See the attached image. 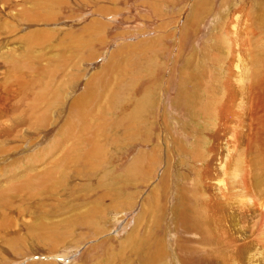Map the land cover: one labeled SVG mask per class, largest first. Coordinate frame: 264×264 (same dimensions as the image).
I'll return each instance as SVG.
<instances>
[{
    "label": "rangeland",
    "instance_id": "rangeland-1",
    "mask_svg": "<svg viewBox=\"0 0 264 264\" xmlns=\"http://www.w3.org/2000/svg\"><path fill=\"white\" fill-rule=\"evenodd\" d=\"M0 264H264V0H0Z\"/></svg>",
    "mask_w": 264,
    "mask_h": 264
},
{
    "label": "bare ground",
    "instance_id": "bare-ground-1",
    "mask_svg": "<svg viewBox=\"0 0 264 264\" xmlns=\"http://www.w3.org/2000/svg\"><path fill=\"white\" fill-rule=\"evenodd\" d=\"M186 30V29H185ZM184 40L186 41L187 39L186 38H183L182 39V41H181V44L184 46ZM181 45V47H183ZM262 60V59H261ZM181 97H182V99H183V101H184V99H187V98H185L186 97V95L188 94H185V92H186V89H184L183 87L181 88ZM146 100V99H145ZM151 100H153V99H151ZM82 101V100H81ZM146 102V101H145ZM145 102H144V104H145ZM83 103L82 102H77V103H75V105L77 106V107H79V108H77L75 105H74V107H76L77 109H79L80 111L82 110V108H83V105H82ZM81 105H82V108H81ZM141 105V104H140ZM82 117H84V116H82ZM85 118V117H84ZM82 120H84V119H82ZM69 128V127H68ZM71 129H72V127H71ZM68 133V132H67ZM70 135V134H69ZM78 135V134H77ZM73 139V138H72ZM77 139V138H76ZM94 147V146H93ZM91 155V154H90ZM26 181V180H25ZM17 185V184H16Z\"/></svg>",
    "mask_w": 264,
    "mask_h": 264
}]
</instances>
